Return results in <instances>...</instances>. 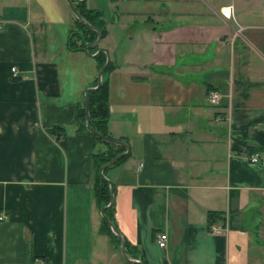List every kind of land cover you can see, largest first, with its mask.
I'll list each match as a JSON object with an SVG mask.
<instances>
[{
    "label": "crops",
    "instance_id": "1",
    "mask_svg": "<svg viewBox=\"0 0 264 264\" xmlns=\"http://www.w3.org/2000/svg\"><path fill=\"white\" fill-rule=\"evenodd\" d=\"M21 2L0 0V264H135L99 233L93 155L105 145L78 130L82 93L101 68L87 57L82 67L84 51L68 48L70 61L59 66L60 52L41 44L50 29L41 8L34 23ZM112 6L131 26L120 59L104 48L108 135L129 151L104 175L128 256L264 264V0ZM112 37L107 30L103 39ZM250 148L258 163H249ZM209 213L221 220L209 224ZM215 223L221 235L210 232Z\"/></svg>",
    "mask_w": 264,
    "mask_h": 264
},
{
    "label": "trees",
    "instance_id": "2",
    "mask_svg": "<svg viewBox=\"0 0 264 264\" xmlns=\"http://www.w3.org/2000/svg\"><path fill=\"white\" fill-rule=\"evenodd\" d=\"M75 8L78 12V14L86 21L88 22L92 27L97 29L101 33V39H103L106 36V28H105V22L104 19L101 18V14L95 10H89L86 7V1L76 2ZM75 30L70 31V36L67 41V46L69 50L73 51H84V49L92 45L96 38L97 34L91 30L90 28L86 27L76 19L74 20ZM98 48H94L92 52H96ZM90 52V51H89ZM93 53V54H94ZM95 59L98 61L99 68H101L106 61V56L104 53L100 52ZM112 69L111 64L109 63L104 74ZM108 82L107 80H103L101 86L95 90V91H89L86 94V98L88 100L89 106H90V128L95 131L96 133L107 137L109 139L114 140L108 135V121H109V113H108ZM78 130L82 131L83 133H88L93 138L94 142L97 143H103L105 145V150L102 152H99L97 154L93 155L95 167H96V174L94 179V186H93V192L94 197L96 200V203L98 206H106L109 203L110 197H109V186L106 181L101 179L99 175V169L101 166L105 165L106 163L110 162L113 158L116 156L122 154L125 152L124 148L117 147L114 145H110L108 143H105L101 141L99 138H97L95 135L90 133L85 128V107L80 110L78 113ZM49 131V130H48ZM51 131V130H50ZM49 133V132H48ZM50 134V133H49ZM51 135V134H50ZM58 136H61L60 133H58ZM252 148H250L247 151L248 155H251ZM127 156H124L120 160H118L112 167L106 169L104 173L119 165ZM99 207V208H100ZM113 206L105 211L106 216L111 219V211ZM216 219H220V215L209 213L208 214V221L209 224L213 223L214 221H218ZM100 234H105L110 237L111 240H113L116 244H119V240L113 235V233L110 231V229L106 226L105 222L102 219V226L99 231ZM129 246L125 242V252L128 254Z\"/></svg>",
    "mask_w": 264,
    "mask_h": 264
},
{
    "label": "rangeland",
    "instance_id": "3",
    "mask_svg": "<svg viewBox=\"0 0 264 264\" xmlns=\"http://www.w3.org/2000/svg\"><path fill=\"white\" fill-rule=\"evenodd\" d=\"M22 1L23 2H21L22 4L21 6L26 7L28 10H31V18L33 19V22L36 21L35 9L39 7L41 8L44 14L43 20L45 24L46 25L48 24V26L50 27V29H47L46 34L43 37L41 36L42 37L41 44L44 43V47H46L43 49L47 50L48 52L49 51L48 43H50L51 45H49V47L51 46L54 51L60 52V58L58 59V62L60 63L59 66L63 65L64 61L65 62L70 61L66 50L68 46H66L65 41L66 39L68 41V38L70 36V31L68 30V28H70V25L72 26L71 30L72 29L75 30L76 28L75 26H73L75 18L72 19L73 22L70 25L68 24L66 25L67 22L66 20L71 19V14L69 12L70 9L69 6L67 5V1L66 0H27V1L22 0ZM73 3L74 6L75 4H77L76 1H73ZM141 6H142L141 8H145V5L141 4ZM151 6L155 7L152 3ZM86 7L89 10H95L99 12L101 14V18L104 19L105 28L107 25L108 32L112 33L114 31L115 37L111 38V42L101 39L99 46L97 48L104 49L105 47H107L108 49L112 50L115 53L114 54L110 52V56L112 60L115 59V55L117 60L120 59V56L124 52V47H125L122 43L124 42L125 38L127 37V34L129 33V28L126 27L131 25L129 23H128L129 25L126 23L122 24L123 21H121V19L117 17L118 14H116V11L113 10L112 0H86ZM139 7L140 5L137 3H129L127 8L136 10ZM119 8L120 10H122L121 5L119 6ZM125 20L133 21V19H128V18H125ZM41 44H39L38 46H40ZM93 50L94 48L89 50L90 54L94 53L92 52ZM79 57L83 59L81 65L84 68H86L87 66L85 60L86 57L89 60L88 63H90L91 65H93L95 61L98 64V61L95 58H90L91 56L87 55L86 53H80ZM117 245L119 246V244H116V246Z\"/></svg>",
    "mask_w": 264,
    "mask_h": 264
},
{
    "label": "water",
    "instance_id": "4",
    "mask_svg": "<svg viewBox=\"0 0 264 264\" xmlns=\"http://www.w3.org/2000/svg\"><path fill=\"white\" fill-rule=\"evenodd\" d=\"M66 1L68 3L69 9H70L73 17L77 21H79L80 23H82L86 27L90 28L91 30H93L97 34V38H96L95 42L92 45L87 46L84 49V53H86L87 55H89V56H91L93 58H95L100 52L106 54V51L104 49H100V48H98V50L94 54H92V55L89 53V50L90 49L97 48L98 43L101 40V33L97 29H95L94 27H92L88 22H86L78 14V12H77V10H76V8H75L74 3H73L72 0H66ZM74 1L81 2V1H86V0H74ZM108 63H109V59L107 57L106 58V61H105V64L101 67V69L98 72V82H97V85L95 87L85 89L83 91V93H82V97H83L84 105H85V128L90 133H92L97 138H99L101 141H103L105 143H108L110 145H114V146L121 147V148H124L125 149V152H123L122 154L116 156L110 162H108L105 165L101 166L100 169H99V175H100L101 179H103L104 181H106L108 183V186H109V197H110L109 203L106 206H103V207L100 208V213H101L102 219L105 222L106 226L110 229V231L113 233V235L119 240L118 249H119V252L122 254V256L126 260H128L129 262H131V263L142 264L141 262H138L135 259H132L131 257H129L128 254L125 252V242H124V239L122 238V235L120 234V232L117 230V228L113 225V223L110 221V219L105 214V211L108 210V209H110L112 207V205H113V202H114V189H113L112 183L105 177L104 171L106 169L112 167L118 160H120L121 158H123L124 156H126L128 154L129 147H128V145H126L125 143H123L121 141L112 140V139H109L107 137H104V136L96 133L95 131H93L90 128V115H89L90 106H89L88 100L86 98V94L89 91H95V90H97L101 86V84L103 82V77L102 76H103V74H104V72H105V70H106V68L108 66Z\"/></svg>",
    "mask_w": 264,
    "mask_h": 264
},
{
    "label": "built area",
    "instance_id": "5",
    "mask_svg": "<svg viewBox=\"0 0 264 264\" xmlns=\"http://www.w3.org/2000/svg\"><path fill=\"white\" fill-rule=\"evenodd\" d=\"M3 26H4V21L2 19H0V31L2 30ZM11 72L14 73L15 69L12 68ZM207 100H208L209 104L215 105L217 103V101H218V94L215 93V92H210L208 94V99ZM248 160H249V163H251V164L258 163L260 161V154L254 153L253 155H250L248 157ZM3 219H4V217L0 216V221H2ZM223 231H224V229L218 223H215V224H213L210 227V232L213 235H221L223 233ZM166 240H167V236L165 234L158 235V237H157V245L160 248H164L165 244H166ZM34 263L35 264H43L40 260H36V259H35Z\"/></svg>",
    "mask_w": 264,
    "mask_h": 264
},
{
    "label": "flooded vegetation",
    "instance_id": "6",
    "mask_svg": "<svg viewBox=\"0 0 264 264\" xmlns=\"http://www.w3.org/2000/svg\"><path fill=\"white\" fill-rule=\"evenodd\" d=\"M72 1H74V0H72Z\"/></svg>",
    "mask_w": 264,
    "mask_h": 264
}]
</instances>
